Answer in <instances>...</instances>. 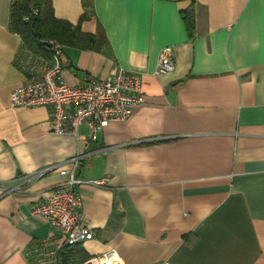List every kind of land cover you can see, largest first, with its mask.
I'll return each instance as SVG.
<instances>
[{
	"label": "crops",
	"instance_id": "obj_1",
	"mask_svg": "<svg viewBox=\"0 0 264 264\" xmlns=\"http://www.w3.org/2000/svg\"><path fill=\"white\" fill-rule=\"evenodd\" d=\"M89 1L85 9L82 0H51L55 19L97 34L87 48L59 42L62 80L76 86L121 69L139 76L144 104L94 142L85 127L51 134L48 108H11V92L50 56L23 49L10 29L13 0H0V184L84 154L75 176L108 180L75 189L93 234L80 247L87 258L113 251L120 264H264L263 0ZM190 9L193 37L181 18ZM163 48L174 70L154 76ZM65 180L52 172L0 191V264H31L25 252L54 240L30 211Z\"/></svg>",
	"mask_w": 264,
	"mask_h": 264
},
{
	"label": "built area",
	"instance_id": "obj_2",
	"mask_svg": "<svg viewBox=\"0 0 264 264\" xmlns=\"http://www.w3.org/2000/svg\"><path fill=\"white\" fill-rule=\"evenodd\" d=\"M30 14H37V10L30 9ZM27 20L24 18V21ZM48 46L50 59L45 63L42 73L12 91L9 105L13 109L48 108L51 134L76 136L77 130L85 127L89 132L88 140L94 142L99 132L112 123L128 121L133 111L144 104L139 76L121 69L102 80L89 78L80 85H67L61 77L62 45L52 40ZM173 70L172 50L163 48L158 55L154 76H164ZM84 157V154H77L64 162L43 168L31 176L20 178L18 184L10 188L0 184V191L5 195L19 192L21 185L39 180L52 172L66 177L30 211L31 217L42 219L55 232L54 240L37 243L25 252L31 264H65L64 255L68 249L81 247L93 238L91 230L82 223L80 200L75 189L81 184L105 188L108 180L86 181L76 177V167ZM81 264L120 262L115 252L111 251L103 256L87 258Z\"/></svg>",
	"mask_w": 264,
	"mask_h": 264
},
{
	"label": "trees",
	"instance_id": "obj_3",
	"mask_svg": "<svg viewBox=\"0 0 264 264\" xmlns=\"http://www.w3.org/2000/svg\"><path fill=\"white\" fill-rule=\"evenodd\" d=\"M83 8H90L89 0H82ZM30 9H36L37 14H30ZM24 18H28L24 21ZM86 12L81 16V21L86 19ZM181 18L188 35L193 37L195 28L193 10L181 12ZM10 29L18 35L25 51L48 59L50 56L47 43L57 40L63 45H74L87 48L96 43L97 34L82 35L78 27L59 21L54 18L51 0H14L10 10ZM87 256L79 246L72 247L64 255L65 264H81Z\"/></svg>",
	"mask_w": 264,
	"mask_h": 264
},
{
	"label": "water",
	"instance_id": "obj_4",
	"mask_svg": "<svg viewBox=\"0 0 264 264\" xmlns=\"http://www.w3.org/2000/svg\"><path fill=\"white\" fill-rule=\"evenodd\" d=\"M47 47H49V46L47 45Z\"/></svg>",
	"mask_w": 264,
	"mask_h": 264
}]
</instances>
